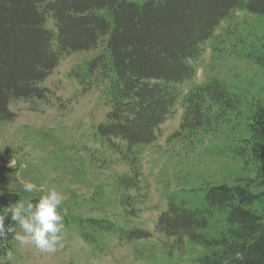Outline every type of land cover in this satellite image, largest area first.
I'll return each mask as SVG.
<instances>
[{"label": "trees", "instance_id": "16d2710c", "mask_svg": "<svg viewBox=\"0 0 264 264\" xmlns=\"http://www.w3.org/2000/svg\"><path fill=\"white\" fill-rule=\"evenodd\" d=\"M243 10L264 16V0H0V123L14 119L10 100L45 97L38 84L62 52L88 51L106 38L102 54L87 63V72L108 78L112 87V107L96 135L134 173L121 175L114 185L127 219L135 217V196L128 193L138 187L135 147L156 140L178 98L171 85L194 76L187 61L197 60L201 45L215 39L220 21ZM49 17L54 28L46 26ZM248 56L264 67V41ZM181 99L184 114L167 141L181 142L180 151L189 154L209 141L205 147L217 149L211 153L222 156L228 172H207L198 186L165 195L154 228L174 241L167 255L180 257L187 247L192 264H264V106L215 77L192 85ZM220 138L228 141L220 146ZM0 192V212L20 201L18 194L3 191L1 182ZM192 198L197 203L190 205ZM10 215L6 227L15 223ZM82 221L86 242L113 234L120 241L149 242L146 253L158 247L143 228L108 218ZM12 238L0 241V254L11 248Z\"/></svg>", "mask_w": 264, "mask_h": 264}, {"label": "rangeland", "instance_id": "374dc122", "mask_svg": "<svg viewBox=\"0 0 264 264\" xmlns=\"http://www.w3.org/2000/svg\"><path fill=\"white\" fill-rule=\"evenodd\" d=\"M99 13L109 17L107 11ZM46 26L54 28V20L49 17ZM214 34L215 39L201 45L200 57L187 61L195 70L194 76L171 85L178 98L159 126L156 140L135 147L140 164L138 187L128 191L136 200V216L130 219L118 200L122 193L114 184L121 175L134 173L96 135V126L107 121L106 114L112 107L111 81L99 73L87 72L88 61L104 51L106 38L88 51L62 52L59 64L38 84L46 89L43 99L10 100L14 119L0 123L2 190L18 194V202H26L55 189L62 197L57 211L65 228L61 233L63 246H57L55 253H42L32 245L20 246L12 238L11 248L0 254V264H150L149 260H154L151 264L193 263L194 254L187 247L180 257L174 251V255H167L166 249L174 250V241L156 231L155 221L166 206L167 193L187 184L198 186L207 172L224 176L228 169L220 164L221 155L211 153L217 151L215 147H205L209 141L204 140L199 153L191 154L180 151L181 142L167 141L184 114L181 96L192 85L215 77L264 106V67L248 58L264 41V16L234 11L220 21ZM220 140V146L228 141ZM12 161L14 165L9 166ZM25 181H31L37 189L25 192ZM188 202L197 203L193 198ZM93 217L151 231L150 242L158 247L146 253L149 242L120 241L113 234L97 237L94 243L86 242L80 224L84 226L82 219ZM15 230L21 231L19 226ZM141 247L144 250L138 251Z\"/></svg>", "mask_w": 264, "mask_h": 264}, {"label": "clouds", "instance_id": "9594fccd", "mask_svg": "<svg viewBox=\"0 0 264 264\" xmlns=\"http://www.w3.org/2000/svg\"><path fill=\"white\" fill-rule=\"evenodd\" d=\"M14 161L9 166L14 165ZM23 189L27 193H32L37 189V185L31 181L23 183ZM0 195H4L0 192ZM62 203L61 195L55 190H50L33 203L16 202L9 205L6 211L0 213V241L7 239L12 234L15 241L20 246L32 245L42 253H55L57 246L62 247V235L65 225L63 217L58 213L57 208ZM14 225L9 223L5 226V218L8 214ZM21 229L16 232L15 226Z\"/></svg>", "mask_w": 264, "mask_h": 264}]
</instances>
